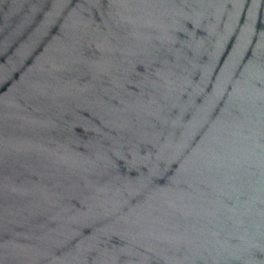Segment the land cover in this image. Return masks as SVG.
<instances>
[{
  "label": "water",
  "instance_id": "water-1",
  "mask_svg": "<svg viewBox=\"0 0 264 264\" xmlns=\"http://www.w3.org/2000/svg\"><path fill=\"white\" fill-rule=\"evenodd\" d=\"M0 264H264V0H0Z\"/></svg>",
  "mask_w": 264,
  "mask_h": 264
}]
</instances>
